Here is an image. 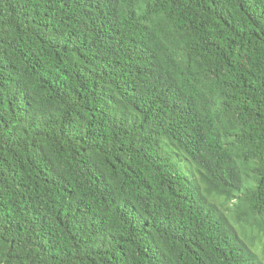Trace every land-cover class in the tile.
<instances>
[{
    "label": "trees",
    "instance_id": "1",
    "mask_svg": "<svg viewBox=\"0 0 264 264\" xmlns=\"http://www.w3.org/2000/svg\"><path fill=\"white\" fill-rule=\"evenodd\" d=\"M0 264H264V0H0Z\"/></svg>",
    "mask_w": 264,
    "mask_h": 264
}]
</instances>
